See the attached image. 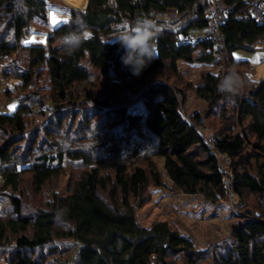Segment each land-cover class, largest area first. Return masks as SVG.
Returning a JSON list of instances; mask_svg holds the SVG:
<instances>
[{"label":"trees","instance_id":"1","mask_svg":"<svg viewBox=\"0 0 264 264\" xmlns=\"http://www.w3.org/2000/svg\"><path fill=\"white\" fill-rule=\"evenodd\" d=\"M249 1L222 0L233 10L221 40L180 46V36L207 28L210 0H90L85 9L68 7L69 21L53 31L47 0H0V54L28 52L27 70L10 60L7 77L15 88L4 87V94L11 98L15 89L22 94L11 112L0 113V194L6 198V204L0 202V264H264V79L252 80L250 62L234 57L237 50L255 51L264 38V25L252 19ZM170 10L179 18L165 25L157 17ZM141 16L159 27L158 56L137 80L167 67L181 79L180 61L219 70L203 71L195 85L148 83L132 99H139L134 106L118 101L103 89L114 84L110 78L136 76L122 64L123 49L114 38ZM38 22L47 29V44L23 47ZM69 33L86 37L79 48L68 54L63 44L52 47ZM218 53L223 58L215 62ZM230 77L236 86L227 91L222 85ZM190 91L207 102L208 112L187 121L183 106ZM217 107L220 111L211 110ZM216 114L225 125L216 132V150L230 159L238 202L249 194L259 204L237 216L224 246L205 247L176 213L141 220L139 211L152 204L149 189L167 187L165 176L173 191L213 204L227 199L224 173L201 131ZM142 130L156 139L155 148L134 165L117 164L114 176L102 174L104 148L119 141L124 149ZM70 133L74 137L66 146L62 140ZM154 156L163 159V171ZM68 166L84 171L26 213L24 177L41 191L61 181ZM59 240L76 244L73 261L58 259L53 245Z\"/></svg>","mask_w":264,"mask_h":264},{"label":"rangeland","instance_id":"2","mask_svg":"<svg viewBox=\"0 0 264 264\" xmlns=\"http://www.w3.org/2000/svg\"><path fill=\"white\" fill-rule=\"evenodd\" d=\"M70 1L76 6H81L84 4V0H70ZM178 18L179 17H176L174 18V20L171 19L170 21H165L166 22L165 25H169L174 21L176 22ZM51 20L56 25L58 23V15L57 14L54 15L53 13L51 15ZM35 25L38 27L37 23ZM40 30L46 32L47 29L41 26ZM34 39L35 37L30 39L29 42H32ZM58 44L61 45L62 42ZM234 57L237 60H246L250 62L252 66V71L249 75L252 80L258 81L264 79V49H261L257 46L255 51L237 50L234 52ZM11 60H17L15 63L18 65L17 68L20 69L21 71L28 69L27 51H23L22 53L21 51H19L18 53H16V55L12 57ZM179 64L181 65L180 72H181L182 80L178 77L176 79L171 74V71L168 69L169 67H167L165 70L154 74L146 81L137 80V77L129 79L127 81L123 80L120 77H111L110 81L114 82L115 85L111 84L107 88H103V89L106 91L108 90V92L111 94H114L117 98H119L118 101L126 103L128 105L131 104L129 106H134L139 101V99L136 101L134 100L132 101V99L135 98L137 95H139L141 89H143L145 85L148 83L158 82L159 80L165 81L167 79L170 81V83H175L178 81H180V83H183L184 81H187L195 85L200 80L203 71L216 72L219 70L211 66L204 67L203 69H199L194 66L192 67V65L189 66L190 64L184 65L183 62H180ZM128 83H132L133 87L128 86ZM9 86L10 88L12 87L15 88L13 80L7 86V88ZM0 88L5 89L2 86H0ZM19 94H22L20 90L18 92L15 89V93L12 95L11 98L5 97L6 100L1 101L0 103L5 104V106H7L8 104L9 108H11L14 103L16 106V100L14 99H16ZM225 108L227 109L230 115L234 113L233 104L229 103L228 106ZM211 110L213 111L219 110V107ZM199 112L202 115H205L208 112V104L205 100L197 97V95L193 91H190L187 94V99L183 106V113L185 115V118L190 119L192 115ZM101 117H102L101 115L96 116L95 121L99 122ZM217 117L218 114H216L215 116L210 115V118L206 122L207 123L206 128L201 127L202 131L206 133L205 135L216 137L217 131H223V129L225 128L224 121L222 120L223 121L222 123V121L219 120ZM35 128L36 126L32 127L30 130H35ZM82 132L83 133L80 136L78 135L79 138L84 137L85 131L83 130ZM93 132H97V131H93ZM140 133L141 136H132L131 140L129 141L130 145L125 146L124 149H121V147L124 146V144L120 143L119 141H112V144L104 148V151L101 153L102 161L98 165L102 174H111L112 176H114L115 167L117 164H126L128 166L134 165L141 158L145 157L146 154L150 153L149 152L150 149L153 150L155 148L156 139L149 133L144 132L143 130ZM72 134L73 133H70L69 137L65 136V138L62 140L64 145L67 146L69 141L74 137ZM126 140H128V135L126 137ZM141 147H143L144 150L146 151L144 155H141L139 152V149ZM126 150L133 151V155H131L130 157L128 155H125ZM153 159L155 163L158 165V167L163 171L164 169L163 159L158 158L156 156H154ZM67 168L68 169L64 171V174L61 177V181L60 180L53 181L50 186H46L41 191H38L32 186L31 178L29 175H26L24 177V186H23L24 195L22 197L26 198L24 200V203L26 205V213L32 212V210H34L33 208L37 204L40 203L43 204L45 201L48 202L52 198V194L54 192L58 194H60V192H63L66 188L65 184L69 180L72 181L77 179L78 175L84 171V169L81 167L69 168L68 166ZM164 181L168 182V178L166 176L164 177ZM171 187L172 186L168 183L166 188L149 189L148 194L150 196V200L152 204L154 203L156 206L154 204L153 205L147 204V206H145L143 211L142 210L139 211L141 220H144L145 217L147 220L148 217H153L155 216V214H158L160 212L164 215L170 212L176 213L177 215L180 216L182 221L191 229L197 240L201 241L205 247L209 245L214 246V244L224 246L225 243L230 240L232 226L239 221L237 216L241 215L242 212H245V210H248L246 209L247 207L254 209L259 204V199L249 194L244 197L243 201L241 202L236 201L234 205L229 200V194L225 201H222L221 203L213 204L205 201L200 196H196V195L190 196V195H185L178 191H173ZM0 202L6 204V198L3 197L1 194H0ZM240 204L242 205L240 206ZM53 246H56L59 249V253H61V255L59 253L57 254L59 260H65L66 262H68V261H73L75 259L76 244L73 243L72 241L59 240ZM47 249L48 248H46V250ZM46 253L48 252L46 251ZM54 259L55 257L52 256L50 262L53 263Z\"/></svg>","mask_w":264,"mask_h":264},{"label":"built area","instance_id":"3","mask_svg":"<svg viewBox=\"0 0 264 264\" xmlns=\"http://www.w3.org/2000/svg\"><path fill=\"white\" fill-rule=\"evenodd\" d=\"M211 1V10L208 14V25L204 31L194 32L189 35H182L179 39L180 46H194L200 42L207 41L209 39H217L221 40V27L226 23L228 20L233 7L225 6L222 0H210ZM249 3V12L251 14L252 19H254L258 24L264 25V0H251ZM179 12L177 10H170L167 13H163L158 15V20L165 22L170 21L171 19L178 17ZM155 47H156V57L158 56V47L156 44L155 38ZM258 47L264 49V38L259 42ZM19 50L15 51L11 56H7L5 54H0V86L7 87L10 84V80L7 77L8 73V64L9 61L12 59ZM223 58L221 53L216 54L215 62H220ZM187 121L189 119L186 118ZM202 131V130H201ZM203 133V142L205 145L208 146L211 153L218 158V165L220 170L224 173V185L227 189L229 194V200L234 203L238 201L237 196L234 192V179L230 174V159L227 155H221L216 150L217 145V138L205 135ZM141 155H144L146 151L143 147L139 149ZM125 155L129 157L133 155V151L126 150ZM3 213V208L0 205V216Z\"/></svg>","mask_w":264,"mask_h":264},{"label":"clouds","instance_id":"4","mask_svg":"<svg viewBox=\"0 0 264 264\" xmlns=\"http://www.w3.org/2000/svg\"><path fill=\"white\" fill-rule=\"evenodd\" d=\"M159 27L148 16L137 17L131 25H125L114 38L123 49L122 64L129 69L133 76L139 77L156 58L155 38ZM78 33H69L62 38V44L68 54L81 45L83 39ZM236 86L234 77L224 82V90L231 91Z\"/></svg>","mask_w":264,"mask_h":264},{"label":"crops","instance_id":"5","mask_svg":"<svg viewBox=\"0 0 264 264\" xmlns=\"http://www.w3.org/2000/svg\"><path fill=\"white\" fill-rule=\"evenodd\" d=\"M49 1V6H48V24H49V29L50 30H55L59 27H61L62 25H64L65 23H67L70 19V14L65 11L68 7L69 8H75V9H85L87 8L89 1L90 0H84V4L81 6H76L75 4H73L70 0H48ZM56 1V2H55ZM61 2V3H60ZM54 13V15H58V23L55 25L52 20H51V15ZM38 27H33L32 28V34L30 37L26 38L23 42H22V46L23 47H32V46H45L47 44V39H48V33L44 32L43 30L41 31V26L42 23H37ZM40 26V27H39ZM44 28V26H43ZM35 39L32 42H29L30 39L34 38ZM61 41L57 40L54 42V44L52 45L53 48H59L61 45L58 44ZM183 62L184 65H188L189 66L192 65V67H196L199 69H203L204 67H213V65L211 64H205V63H187L184 61H180ZM180 62H178V66L179 69L181 70V65L179 64ZM5 94H4V89L0 88V102L1 101H5ZM4 106V107H3ZM15 108V103L13 104V106L11 108L7 106H5V104H1L0 103V113H8V111H12ZM1 182H2V178H0ZM0 182V183H1ZM171 184V182L168 179V182H166V184Z\"/></svg>","mask_w":264,"mask_h":264},{"label":"water","instance_id":"6","mask_svg":"<svg viewBox=\"0 0 264 264\" xmlns=\"http://www.w3.org/2000/svg\"><path fill=\"white\" fill-rule=\"evenodd\" d=\"M47 3H49V1L47 0Z\"/></svg>","mask_w":264,"mask_h":264}]
</instances>
